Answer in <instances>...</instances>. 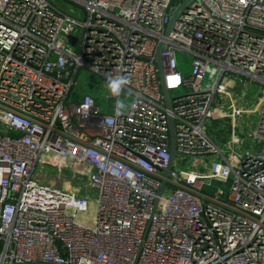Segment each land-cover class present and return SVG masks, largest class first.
Wrapping results in <instances>:
<instances>
[{
	"label": "built area",
	"instance_id": "obj_1",
	"mask_svg": "<svg viewBox=\"0 0 264 264\" xmlns=\"http://www.w3.org/2000/svg\"><path fill=\"white\" fill-rule=\"evenodd\" d=\"M175 1L63 0L80 19L51 0H0L1 264H264V0H198L165 37ZM82 68L128 76L134 107L116 116L108 90V105L79 93ZM235 75L259 98L241 157L208 135ZM170 117L176 156L223 162L208 174L173 162L167 177Z\"/></svg>",
	"mask_w": 264,
	"mask_h": 264
},
{
	"label": "crops",
	"instance_id": "obj_2",
	"mask_svg": "<svg viewBox=\"0 0 264 264\" xmlns=\"http://www.w3.org/2000/svg\"><path fill=\"white\" fill-rule=\"evenodd\" d=\"M235 79L236 78L233 76L224 78L227 93L224 94V96H221V105H219V111L210 125L211 130L210 134L208 131V135L221 148L227 147V150H232L234 154L241 157L242 154H239L237 149H241L244 145L250 146V132H248L246 138H244V129H239L238 123L243 120L244 116H247L250 124L248 125L249 130L254 126L256 127L253 119L255 118V115H257L256 109L259 103V98H257V94L254 93L255 91L251 92L247 85H243V83H240ZM222 150L225 153L223 148ZM211 158H213V161L212 165L209 166L205 159L207 165L206 170L203 171L204 173H211L215 169L214 166L216 164L219 165V163L223 162L221 157Z\"/></svg>",
	"mask_w": 264,
	"mask_h": 264
},
{
	"label": "rangeland",
	"instance_id": "obj_3",
	"mask_svg": "<svg viewBox=\"0 0 264 264\" xmlns=\"http://www.w3.org/2000/svg\"><path fill=\"white\" fill-rule=\"evenodd\" d=\"M51 1L56 3L65 14L74 16V10H76V14L78 18L83 19V14H81V12L78 9H75L70 4L63 2V0H51ZM176 1H180V0H176ZM178 62H179V66L181 70L185 73V75H190L192 57L190 55L180 53L178 54ZM233 77L236 78L235 80L239 81L240 83H243V85H245L246 83H249V79L246 77H240L236 75ZM105 83H106V80L102 76L97 74L96 72L92 71L91 69L82 68L79 71L76 89L79 93H91L92 92L96 95V97L101 98L102 104L108 105L110 104V102L106 100L107 89L105 87ZM250 90L251 92L255 91L254 93L257 92V88L255 87L250 88ZM181 93H182V90H179V91H174L171 94L173 97H175L177 95H180ZM253 121H254V124L257 125L258 116L255 115V118L253 119ZM248 125L250 124H249V120L247 116H244L243 120L238 123L239 129L240 128L244 129V134H243L244 138H246V134H248V132L251 133L255 129V126H254L252 129L249 130ZM209 128L210 126L208 127V129ZM210 130L211 128L209 129V134H210ZM222 148L225 150V154L230 153V151L227 150V147H222ZM248 151H251V148L249 147V145H244L241 147V149L239 150L237 149V152L239 154H242V156H244L245 153ZM206 160H207L208 166L212 165L213 158L206 157ZM204 165L205 164H201V163L198 165L195 163V159L190 158V157H181L180 155H177L174 161L175 169L186 171L187 173H190V174H193V173L203 174V171L206 170ZM37 172L40 173L46 181H49V180L54 181L61 188L65 186L63 181L61 180L57 181L56 175L53 172V170L43 167V168H38ZM187 173L185 174L187 175ZM187 176L188 178H191V175H187ZM82 181L85 182V179L82 178ZM49 183L51 182L49 181ZM68 186L71 187V189L73 188V186H70V185ZM222 187H223L222 185L214 184L213 187H206L204 192L212 196L217 191V188H222Z\"/></svg>",
	"mask_w": 264,
	"mask_h": 264
},
{
	"label": "water",
	"instance_id": "obj_4",
	"mask_svg": "<svg viewBox=\"0 0 264 264\" xmlns=\"http://www.w3.org/2000/svg\"><path fill=\"white\" fill-rule=\"evenodd\" d=\"M198 0H184L181 5H178L173 13L172 16L170 17V20L168 22V26L166 29L165 37H168L170 33L175 29L176 24L178 23V19L181 17V14L188 8L191 7V5ZM69 42L75 46L77 39L76 37L70 36ZM165 47V43L161 42L156 50V65L159 71V78H160V83H161V89L162 93L164 94V100H165V105L168 110H172V99L170 96V92L167 88V83H166V75H165V70L163 67V61H162V52ZM169 127H170V136H171V147H170V154H171V160H170V165L168 170L165 172V175L169 177L170 171L172 169V164L174 162V158L176 156V149H175V123L172 117L169 119ZM165 185V184H164ZM164 185L162 189L164 188ZM1 264V263H0ZM3 264H10V263H3ZM12 264H51V263H44V262H27V263H12Z\"/></svg>",
	"mask_w": 264,
	"mask_h": 264
},
{
	"label": "clouds",
	"instance_id": "obj_5",
	"mask_svg": "<svg viewBox=\"0 0 264 264\" xmlns=\"http://www.w3.org/2000/svg\"><path fill=\"white\" fill-rule=\"evenodd\" d=\"M130 82V78L126 75H115L109 76L106 80L105 87L108 92L116 97L115 102V114L116 116L123 115L127 112L131 107H134V103L131 101L129 93L128 95H124L125 89ZM115 119L112 117H105L101 123V127L107 125L111 127L115 124Z\"/></svg>",
	"mask_w": 264,
	"mask_h": 264
},
{
	"label": "trees",
	"instance_id": "obj_6",
	"mask_svg": "<svg viewBox=\"0 0 264 264\" xmlns=\"http://www.w3.org/2000/svg\"><path fill=\"white\" fill-rule=\"evenodd\" d=\"M183 1H184V0L175 1V2H174V5H175V6L181 5V3H182Z\"/></svg>",
	"mask_w": 264,
	"mask_h": 264
},
{
	"label": "bare ground",
	"instance_id": "obj_7",
	"mask_svg": "<svg viewBox=\"0 0 264 264\" xmlns=\"http://www.w3.org/2000/svg\"><path fill=\"white\" fill-rule=\"evenodd\" d=\"M172 80H174V79H172Z\"/></svg>",
	"mask_w": 264,
	"mask_h": 264
}]
</instances>
